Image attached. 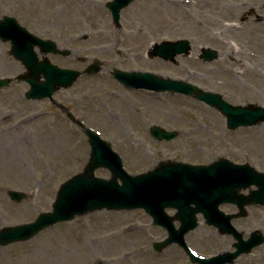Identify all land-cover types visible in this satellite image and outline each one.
Returning a JSON list of instances; mask_svg holds the SVG:
<instances>
[{"label":"rangeland","instance_id":"374dc122","mask_svg":"<svg viewBox=\"0 0 264 264\" xmlns=\"http://www.w3.org/2000/svg\"><path fill=\"white\" fill-rule=\"evenodd\" d=\"M110 1L0 0V18L14 16L16 12L24 14L31 23H44V35L52 37L59 31L63 36L59 47L72 48L73 53H77L74 60L73 56L46 55L52 63L84 72L97 60L101 68L97 74L82 75L71 88L59 90L53 101L27 100L25 94L29 85L17 81L18 76L26 72L24 65L10 54V42L0 40V78H10L14 85L0 90V165L9 167L11 157L28 150L39 154L49 151L65 154V157L60 154L47 157L43 162L39 160L43 163L40 169L29 161L28 169L35 177L30 181L13 176L18 183L11 184L10 177H0L4 182L0 185V231L32 223L40 213L52 212L61 185L85 171L91 154L89 136L69 120V115L110 143L122 157L125 169L133 175L153 170L163 161L208 165L219 158L250 164L264 173V123L231 131L226 118L203 102L164 92L127 90L112 76L115 69L152 71L164 78L182 80L204 91L221 94L233 105L264 106V71L261 69L264 66L253 61L247 52L250 51L248 46L252 48L264 40V24H248L240 17L250 6H255L256 1L194 0L196 3H193L189 0L187 4L184 0L180 5L166 2L168 0H135L122 11L119 25L113 22L107 8ZM83 10L89 13L81 14ZM234 21H239L236 28L229 24ZM188 22L194 27L186 26ZM177 40L191 42L189 55L178 56L174 62L152 56L155 44ZM256 47L264 52V45ZM241 48L246 50L238 53ZM204 49L217 51L218 59L202 60ZM108 60L114 63H107ZM10 66H13L12 71ZM16 95L19 102H11ZM151 103L163 105L170 113L150 116L145 106ZM140 111L143 116L135 118L133 112ZM31 117L37 120L30 123ZM152 126L179 132V136L166 142L156 140L150 134ZM2 135L13 139L5 141ZM44 139H47L45 144ZM140 143L144 144L142 150L148 160L138 156L136 148ZM94 175L106 180L112 178L105 168L97 169ZM250 190L242 192L248 195ZM10 191L22 192L26 198L16 202L9 196ZM1 197L11 209L24 208L29 210L28 214L7 217ZM221 209L237 213L233 204L222 205ZM248 212L247 218L233 220L245 239L256 230L264 233V207L251 206ZM168 213L174 215L175 211L168 210ZM199 222V227L186 237L198 255L210 258L235 250L232 235L220 234L215 227L207 225L202 216ZM136 226L144 229L142 235L134 228ZM166 237L167 232L154 226L152 218L143 210L104 209L58 223L31 240L0 245V264H17L24 258L22 264H36V252L49 255L50 259L44 264H64L63 256L70 250L71 255L78 257L79 264H192L184 250L176 245L162 253L154 249V243ZM236 264H264V244L251 254L242 255Z\"/></svg>","mask_w":264,"mask_h":264},{"label":"water","instance_id":"95a60500","mask_svg":"<svg viewBox=\"0 0 264 264\" xmlns=\"http://www.w3.org/2000/svg\"><path fill=\"white\" fill-rule=\"evenodd\" d=\"M132 1L114 0L110 3L109 8L116 25L120 24L121 11ZM23 34L29 39L23 37ZM0 36L6 41L13 40L12 55L23 61L31 73L26 77L32 87L27 93L29 99L51 98L57 89L72 86L82 75L76 70L61 69L52 65L48 59L39 61L33 50V44H39L45 52H61L53 42L36 38L19 27L15 19L5 18L0 21ZM191 47L188 40L166 41L156 45L152 56L174 61L179 55H188ZM217 57L215 51L203 50L202 58L205 61L211 62ZM99 70L100 66L97 62L86 72L95 74ZM113 75L128 89H148L194 96L222 112L231 130L240 127L250 128L264 122V107L233 106L227 103L222 95L203 91L184 81L162 78L152 72L115 70ZM42 76L45 82H40ZM8 83L9 81L4 79L0 80V88ZM151 133L159 140L169 141L178 136V132H167L160 127H153ZM88 136L92 147L90 162L84 173L75 176L62 186L54 204V212L40 214L36 222L29 225L3 228L0 231L1 245L30 240L41 230L58 222L70 221L78 215L105 208L115 211L145 209L153 217L154 224L164 227L169 233V237L164 242L155 245L156 249L162 251L176 243L186 250L194 264H233L240 255L248 254L253 248L264 243V236L258 231L245 241L243 235L238 233L231 223L234 217L247 216L246 206L264 205V174L255 171L249 164L237 165L225 158L211 165L201 166L162 162L150 172L132 176L124 170L121 158L112 150L109 143L101 140L92 131ZM101 167L112 172L111 180L94 176L95 170ZM252 185H256L258 189L249 196L238 193ZM10 195L16 201L25 198L22 193L11 192ZM223 203L236 204L241 211L240 214L226 215L219 209ZM172 208L178 211L175 216H169L166 212V209ZM200 213L206 218L207 223L217 226L222 234L235 236L238 240L234 244L236 252H227L212 259L200 258L192 253L184 237L198 227L197 215ZM176 220L181 222L179 229L175 228Z\"/></svg>","mask_w":264,"mask_h":264},{"label":"bare ground","instance_id":"6f19581e","mask_svg":"<svg viewBox=\"0 0 264 264\" xmlns=\"http://www.w3.org/2000/svg\"><path fill=\"white\" fill-rule=\"evenodd\" d=\"M186 1H187V4L190 2L189 0H186ZM166 2H168V3H177V4H180V3H183V2L185 3L184 0H179V1H177V0H168ZM195 3H196V1H195ZM149 11L150 10H148L146 12H149ZM152 12H155V11L152 10ZM87 13H89V12H86V10L81 11V14H87ZM230 19H233V17L231 16ZM186 26L194 27L191 24H189V22L186 23ZM231 26L236 28V26H234V25H231ZM234 28L231 27V29H234ZM240 44L242 45V43H240ZM259 44L260 45H264V40L261 39V42H259ZM259 44L258 45L254 44L255 46L253 45L252 48L248 46L247 49L250 50V51H247V52L249 53V56L251 57V59L253 61L257 62L261 66H264V57H263L264 52L260 51L256 47V46H259ZM245 50H246V48H241V49L238 50V53H242ZM263 50H264V48H263ZM107 63L113 64L114 61L113 60H108ZM251 63H253V62H251ZM9 69H10V71H12L13 70V66H10ZM261 69L264 71V67H261ZM244 73H246V70L244 71ZM258 73H260V72H258ZM111 95L114 96V97H119V95H117L115 93H111ZM18 99L19 98H17V95H16L15 98H11V102H19ZM160 103L163 104L162 102H160ZM162 106L160 104H158V103H151V104H149V106H147V105L145 106V110H146L147 114H149L150 116H153V117L155 115H160V112L161 113L167 112V115H168L170 113V110L167 109L168 111H166L165 107L164 106L162 107ZM133 116L135 118L140 119L143 116V113L141 111L139 113L133 112ZM126 134L127 133H125V132L123 133L124 136H126ZM1 139L10 142L13 138L2 135ZM45 143H47V139H44V144ZM0 145H2V144H0ZM138 145L139 146H137V148H136V149H139L138 150V156H140L143 159H147L148 160L147 155H144V152L142 150V147H143L144 144L140 143ZM4 147H6V144H5ZM0 149H1V147H0ZM60 154H58L57 152H55V154H52L50 151L45 153V154H39V153L31 152V151L28 150V152H23L19 156L18 155H14L9 160V162H10V166L9 167H5V166L0 165V177L1 176H6L7 179L10 177L11 178V182H10L11 184L18 183V182H16V180H15V178L13 176H22L25 179L30 181L32 179H35V177L32 175V173L28 169V165L27 164H28L29 161H32V163H34L35 166L40 169L43 166V163L40 164V162H43L47 157H49V158L52 157V156H54V157L58 156L59 157ZM60 157H65V154H61ZM66 157H69V155H66ZM39 160H40V162H39ZM2 183H4V182L2 180H0V185ZM0 196H1V192H0ZM1 205L6 210V212L8 214L7 217L11 215V216H13L15 218H19V217H22V216H26L28 214V212H29V210L24 209V208H15L16 210L11 209L10 207H12V206L7 201H5V199L3 197H1ZM1 218H2V216H0V219ZM134 228L137 229V231H138V229L140 230V232H139L140 235L143 234V232H144L143 228L140 229L137 226L134 227ZM137 237H138V235H137ZM113 244L114 245H118L116 243H113ZM72 252L73 251L70 250V251H67L65 253V255L63 256V258L65 259L64 264H79L78 257H76V255H75V257L73 255H71ZM35 254L38 255V260L34 261L36 264L47 263L46 260L50 259L49 255H47V254H43L41 252H36ZM24 261H25V258L23 260H20L17 264H22V263H24ZM27 264H30V263L28 262ZM54 264H56V263H54Z\"/></svg>","mask_w":264,"mask_h":264},{"label":"flooded vegetation","instance_id":"af4514ba","mask_svg":"<svg viewBox=\"0 0 264 264\" xmlns=\"http://www.w3.org/2000/svg\"><path fill=\"white\" fill-rule=\"evenodd\" d=\"M256 1V5L255 6H250L248 8L247 11H245V13L243 15H241V19L243 22L248 23V24H264V0H255ZM14 16L12 17H16L18 19V21L21 23V25H23L24 27H26L28 30H30L32 33H34L35 35L44 38V39H52L54 41V43H56L58 45V42H60L61 40H63V36L61 35V33L58 31V33H56V35L49 37L47 35H44V29L46 28V24L44 23H31L29 20L25 19L24 14H19L17 15L16 12L13 13ZM239 17V18H240ZM4 18L1 17L0 20ZM233 20H234V16H233ZM239 22V21H238ZM237 22V26H239V23ZM241 22V21H240ZM47 32V31H46ZM59 47V45H58ZM36 52L38 53V55H40L42 53L40 48H35ZM77 53H71L70 56L73 58V60L75 59L74 55H76ZM61 56V55H58ZM63 57V56H62ZM70 58V57H69ZM79 60V58L77 57V61ZM11 86H14L13 83L11 84ZM53 101V100H51ZM37 119L35 117H31L28 119V121L30 123L36 121ZM69 120H71L69 118ZM72 123H75L74 118H72ZM76 124V123H75ZM74 133H79L78 129H76L74 131Z\"/></svg>","mask_w":264,"mask_h":264}]
</instances>
